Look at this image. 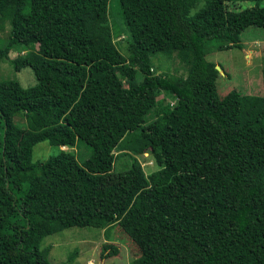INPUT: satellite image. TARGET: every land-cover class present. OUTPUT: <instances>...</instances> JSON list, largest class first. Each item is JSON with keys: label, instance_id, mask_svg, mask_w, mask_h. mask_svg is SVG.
I'll return each instance as SVG.
<instances>
[{"label": "trees", "instance_id": "obj_1", "mask_svg": "<svg viewBox=\"0 0 264 264\" xmlns=\"http://www.w3.org/2000/svg\"><path fill=\"white\" fill-rule=\"evenodd\" d=\"M227 1L191 14L198 0H117L113 18L110 0H0V61L48 74L0 80V264H52L46 236L91 226L108 239L114 225L138 250L130 264H264V94L220 97L204 51L212 38L241 48L264 7ZM159 54L186 73H158ZM136 139L150 173L127 152ZM78 140L91 148L82 163L63 149L32 159L38 142ZM120 156L123 177L100 187ZM118 252L107 242L101 257Z\"/></svg>", "mask_w": 264, "mask_h": 264}, {"label": "rangeland", "instance_id": "obj_2", "mask_svg": "<svg viewBox=\"0 0 264 264\" xmlns=\"http://www.w3.org/2000/svg\"><path fill=\"white\" fill-rule=\"evenodd\" d=\"M206 0H198L191 14L201 8ZM227 5L242 10L255 5L264 7V0H229ZM111 12L117 18V0H110ZM115 20V19H114ZM9 33V25L5 24L0 31V39L4 41ZM119 39H123L121 36ZM116 39V45L123 55H126L125 43ZM241 48H220L225 42L220 39L207 40L204 51L206 60L212 61L220 68L219 76L216 80L217 92L220 97L228 91L236 89L245 94H264V27L250 26L240 34ZM18 55L15 50L10 51L9 58L13 59ZM155 70L163 73L167 77H174L185 74L184 65L174 54L168 58L159 54L152 57ZM215 66V67H216ZM225 73V74H224ZM47 73L29 66L15 70L8 60L0 61V80H18L23 86L34 85L38 78L47 77ZM173 101H169L166 108H169ZM164 108H160V112ZM19 125H22L19 122ZM23 126V125H22ZM60 149L73 154L77 162L82 163L91 153L90 146L82 140H78L75 145L58 147L51 145L47 141L38 142L33 146V161H43L60 152ZM127 152L137 158L141 163L145 173L154 171L157 166L151 155L149 145L136 139ZM129 164L127 156H120L115 161L114 169L108 173L100 187H105L120 180L124 175L125 167ZM109 238L106 239L104 229L86 226L70 227L50 234L44 238L41 246H50L49 259L52 264H130L138 256V250L132 239L118 226L114 225L110 230ZM112 243L118 248V254L110 257H101V249L105 243ZM74 258L70 260V255ZM107 253V252H106Z\"/></svg>", "mask_w": 264, "mask_h": 264}, {"label": "water", "instance_id": "obj_3", "mask_svg": "<svg viewBox=\"0 0 264 264\" xmlns=\"http://www.w3.org/2000/svg\"><path fill=\"white\" fill-rule=\"evenodd\" d=\"M216 69H217V70H220V68H219L218 66H216Z\"/></svg>", "mask_w": 264, "mask_h": 264}]
</instances>
